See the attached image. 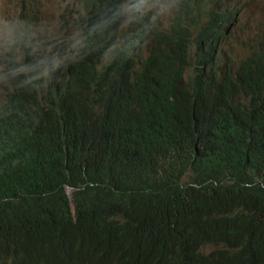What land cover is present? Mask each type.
<instances>
[{
    "label": "trees",
    "instance_id": "trees-1",
    "mask_svg": "<svg viewBox=\"0 0 264 264\" xmlns=\"http://www.w3.org/2000/svg\"><path fill=\"white\" fill-rule=\"evenodd\" d=\"M73 6L66 14L78 11ZM199 18L192 13L189 22ZM190 29L152 30L143 96L132 86L127 106L102 101L82 122L77 107L103 86L98 65L79 77L64 64L52 67L46 83L31 73L33 83L26 78L7 94L0 107V264H264V100L248 96L240 106L250 154L221 160L193 190L182 180L198 167L190 150L182 148L173 166L142 146L207 133L226 151L227 103L164 119L186 108L172 109L178 90L163 74L178 41L192 40ZM134 117L147 120L133 128L143 139L132 131L122 144L118 133Z\"/></svg>",
    "mask_w": 264,
    "mask_h": 264
},
{
    "label": "clouds",
    "instance_id": "clouds-1",
    "mask_svg": "<svg viewBox=\"0 0 264 264\" xmlns=\"http://www.w3.org/2000/svg\"><path fill=\"white\" fill-rule=\"evenodd\" d=\"M22 1L26 3L25 11L21 13L22 23L28 24L31 17H34L38 12V0ZM123 1L106 0V4H103L98 0H89L92 9L88 19L91 22L92 30L84 40V47L80 51V55L70 61L59 62L53 59L52 54H48L43 59L44 62L40 64L42 66L47 64L49 75L52 67L58 68L64 64L66 66L64 70L72 77L85 75L87 67L92 64L105 69L101 89L93 95L83 98L77 107V111L80 113L77 121H84L88 112L95 109L102 101H115L127 106L133 92L130 89L132 86H136V91L143 96V59L145 56L141 57L135 53L142 37L119 33L114 27L117 17L124 11ZM195 1L202 7L201 18L206 19L205 22H199L198 25L196 22L193 24L189 22L191 14L196 10ZM126 3L128 8L142 11L149 6L150 0H126ZM215 4V7H210L208 0H180L170 28L161 31L183 29L189 24L192 36L197 34L195 41L197 46L196 63L192 65L190 62L191 41L186 46H182L185 42V38H182L175 46L170 65L164 70V80L173 83L178 90L175 100L170 106L175 110L186 107L182 114L166 112L164 119L174 122L196 109L218 102L227 103L226 137L222 143L226 151H218L214 148V144L220 141H208L207 133L201 137L189 135L180 143L160 142L153 146H146L142 143L144 149H153L157 158L173 166L181 159L180 150L182 148L190 150L198 167L195 166L192 172H186L182 180L188 183L191 190L197 187L202 175L221 160L242 158L250 154L254 144L248 134L247 121L241 115L240 106L248 96L264 100V42L261 41L260 35L251 39L250 56L241 60L235 67H218L216 65V56L222 45V39L228 35L230 28H234L239 23L242 13L240 9L233 10L227 0H215ZM20 23L15 20H0V24L4 25V35L13 47L18 44H26L25 41L29 37L27 32L22 33ZM141 28L142 34L148 32L146 24H143ZM149 30L148 38L154 39L151 31L158 29L150 28ZM146 44L148 46L149 42ZM33 71L34 68L31 65L21 63L19 58H16L8 69L9 74L13 77L25 76L29 73L33 78L31 74ZM33 74L41 77L43 72ZM41 78L45 83L50 80V76L48 81ZM28 79L30 80V77ZM241 81H247L248 86L244 89L237 88V84ZM197 102L198 105L194 107L193 105ZM213 117L215 114L210 118ZM254 118L256 119V117ZM146 122V119L139 117L127 119L123 128L126 130L118 133V141L122 144L130 142L127 139V134L132 131H136L137 139L142 141L143 134L140 130H133V128H140ZM194 140H196L195 144L189 145V142ZM224 154H227L226 157L221 159ZM104 162V158H102L100 163ZM65 193L72 196L69 187H65Z\"/></svg>",
    "mask_w": 264,
    "mask_h": 264
},
{
    "label": "rangeland",
    "instance_id": "rangeland-1",
    "mask_svg": "<svg viewBox=\"0 0 264 264\" xmlns=\"http://www.w3.org/2000/svg\"><path fill=\"white\" fill-rule=\"evenodd\" d=\"M233 10L240 9L241 17L239 23L230 28L227 36L223 37L222 45L218 49L216 65L218 67H235L241 60L250 56L249 48L251 39L256 35L261 36L264 42V0H236L229 1ZM106 4V0H98ZM180 0H150V4L142 11L132 10L127 7L126 0L123 1V13L117 17L115 29L119 33L129 35H140V43L135 49L138 56L144 57L148 54L149 29L165 31L170 28L177 13V4ZM78 4V11L74 14H66L71 11L73 5ZM210 7H215V0H208ZM26 3L22 0H0V20L21 22L22 33L29 34L26 44L11 46L9 39L4 35V25L0 24V107L5 104L9 92L19 87L21 81H25L30 74L13 77L8 69L11 64L19 58L21 63H26L34 68L31 73L42 71L46 81L49 80L47 64L42 66L44 58L52 54L54 60L63 62L70 61L80 55L84 47V40L92 30L88 19L92 9L89 0H38V12L28 24L22 23L21 13L25 11ZM195 13L200 14L199 22H205L201 18V6L194 3ZM219 7V6H218ZM73 12V11H72ZM202 19V21H200ZM195 21H191L193 24ZM147 25V33L142 34L141 26ZM197 34L191 37L190 62L194 65L196 59ZM206 46V45H205ZM109 60V56L107 57ZM37 64V65H34ZM42 66V67H41ZM212 248L205 246L204 251L209 252Z\"/></svg>",
    "mask_w": 264,
    "mask_h": 264
},
{
    "label": "bare ground",
    "instance_id": "bare-ground-1",
    "mask_svg": "<svg viewBox=\"0 0 264 264\" xmlns=\"http://www.w3.org/2000/svg\"><path fill=\"white\" fill-rule=\"evenodd\" d=\"M76 7H77V6H76ZM77 9H78V7H77ZM198 20H199V19H198ZM198 20H197V21H198ZM198 22H199V21H198Z\"/></svg>",
    "mask_w": 264,
    "mask_h": 264
}]
</instances>
